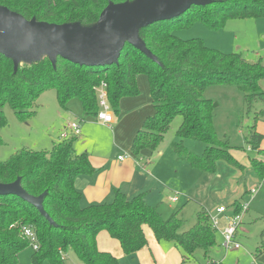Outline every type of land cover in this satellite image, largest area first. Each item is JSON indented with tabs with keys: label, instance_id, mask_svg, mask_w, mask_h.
I'll return each mask as SVG.
<instances>
[{
	"label": "trees",
	"instance_id": "trees-1",
	"mask_svg": "<svg viewBox=\"0 0 264 264\" xmlns=\"http://www.w3.org/2000/svg\"><path fill=\"white\" fill-rule=\"evenodd\" d=\"M124 1L132 0H0V5L28 20L88 27L95 25L109 2ZM185 13H191V19H201L218 28L232 16H264V0H209L206 4L191 5ZM184 14L139 29V36L154 59L129 43L124 44L116 64L96 67L79 65L60 56L52 63L43 56L14 68L12 59L0 53V127L5 123L4 105L20 117L28 116L39 95L49 88L55 90L63 109H67L71 98H77L82 112L95 117L98 110L95 89L102 81L106 83L110 106L117 113L122 97L139 93L136 76L145 74L153 113L143 120L133 137L130 147L133 153L158 148L173 118L181 115L177 140L172 143L177 157L208 173L216 172L217 161L221 159L242 168L227 142L217 138L212 101L204 98L203 92L210 85L231 84L244 93L248 103L264 102V91L257 87L258 81L264 79V66L250 63L236 53L208 48L198 38L184 40L175 36L172 28L182 22ZM76 137V133H71L59 139L50 150L22 148L0 161V182L20 178L21 186L30 195L44 192L42 206L48 215L16 195H0V264H19V252L29 246L21 233L22 226H31L37 237L38 248L31 255L32 264L43 261L67 264L69 252L76 255L80 264H120L114 254L97 247V234L105 230L119 242L125 254L132 255L147 244L143 226L152 230L157 242L179 251L180 264L193 258L198 248L205 258L209 257L210 248L216 243V230L204 209L197 212L195 225L185 229L179 211L164 218L156 205L145 201L144 193L127 198L122 189L114 188L109 201L83 206L74 181L96 169L87 152L75 151ZM187 138L203 141L204 152L195 155L187 151L184 145ZM263 140L264 135L251 126L246 138L248 159L259 179L264 178ZM240 202L232 204L230 213L239 212Z\"/></svg>",
	"mask_w": 264,
	"mask_h": 264
},
{
	"label": "rangeland",
	"instance_id": "rangeland-1",
	"mask_svg": "<svg viewBox=\"0 0 264 264\" xmlns=\"http://www.w3.org/2000/svg\"><path fill=\"white\" fill-rule=\"evenodd\" d=\"M191 15L185 13L182 22L172 28L175 36L184 40L198 38L208 48L224 53H236L250 63L259 62L264 66V16H232L225 19L221 27L213 28L201 19H191ZM189 18L191 20L186 23ZM43 56L39 55V58ZM136 84L146 87L147 76L138 74ZM257 85L264 91V79H260ZM203 97L212 101L213 126L217 138L227 142L230 153L243 167L236 168L221 159L219 169L208 173L195 167L187 159L177 157L172 150V143L177 140L176 130L182 116L176 115L158 148L154 149L152 157L162 151V178L168 185L163 194H171V189L180 199L176 205H171V208L166 198L160 199L162 204L158 211L164 218L179 211V216L184 220L183 228L190 229L196 223L197 212L201 208L200 202L202 204L203 200L207 204L210 203L212 208L219 203L231 207L235 199L247 201L248 210L242 214L241 223L235 233V241L241 245L239 249L226 250L221 245V233L216 230V243L210 248L209 257L205 258L203 250L198 248L194 257L183 264H264V178L259 179L252 170L248 162L250 152L246 143L249 128L253 125L256 131L264 135V102L252 100L248 103L244 93L231 84L210 85L204 90ZM66 107L67 109L61 107L53 88L45 89L39 95L32 108L33 112L28 116L24 113L25 116L20 117L12 108L4 105L2 111L5 123L0 127V161L9 159L15 151L22 148L34 151L50 150L55 142L62 139V133L70 123L78 125L75 131L77 137L73 142L77 153H121L114 147L117 142L115 140L114 143L110 128L102 126L93 115H85L77 98H71ZM111 109L113 117L118 118L121 108L118 107L117 113ZM122 116L123 127L120 133L127 137L129 126L134 123L135 118L131 112H125ZM184 145L187 151L195 155H201L206 147L203 141L194 138L185 139ZM226 170L228 175L224 178ZM217 175L221 176V179L223 177L224 181L216 182ZM248 188H254L256 192L243 195L244 189ZM160 245L169 247L164 242ZM120 252L121 255L117 256L120 264H140L137 259L134 261L135 255L125 254L121 246ZM32 253L30 246L22 249L18 254L19 264H32ZM79 262L75 254H67V264ZM41 264L50 263L43 261Z\"/></svg>",
	"mask_w": 264,
	"mask_h": 264
},
{
	"label": "water",
	"instance_id": "water-1",
	"mask_svg": "<svg viewBox=\"0 0 264 264\" xmlns=\"http://www.w3.org/2000/svg\"><path fill=\"white\" fill-rule=\"evenodd\" d=\"M209 0H132L109 2L93 26L79 23L56 24L25 19L0 5V53L13 61L14 68L25 60L38 61L46 55L52 63L57 56L79 65L91 67L116 64L125 43L146 56H155L139 36L143 26L178 17L193 4ZM44 192L38 196L27 193L20 178L10 183L0 182V195H16L31 203L48 217L42 206ZM51 221V219H49Z\"/></svg>",
	"mask_w": 264,
	"mask_h": 264
},
{
	"label": "crops",
	"instance_id": "crops-1",
	"mask_svg": "<svg viewBox=\"0 0 264 264\" xmlns=\"http://www.w3.org/2000/svg\"><path fill=\"white\" fill-rule=\"evenodd\" d=\"M138 89L139 93L137 95L125 96L119 100L121 113L118 118L113 117L112 125L100 123L102 126L110 128L114 143L115 140L117 142L114 147L116 150L121 151V153L115 154L111 151L112 154H92L86 151L89 154V161L92 167L96 170L89 174H81L74 181L75 188L81 192V204L83 206L109 201L112 198L114 188L122 189L127 198L144 193L145 201L150 205L155 204L157 208L162 204L160 199L165 200L166 198L170 208L171 205H176L179 202L180 197L174 195L176 194L173 192L174 190L170 189L171 194H163L164 188H167L168 185L162 178V174L164 173L163 165H161L164 158V155H161L162 151H158V155L152 157L154 149L144 148L138 154L130 150L133 137L141 127L143 120L153 113L148 85L146 87L138 85ZM125 112H131L135 118L134 123L129 126L127 137L120 133L123 127L122 115ZM169 161L173 162L171 159ZM219 163L220 161H217V169H219ZM227 175L228 171L226 170L224 178ZM220 177L217 175L216 182L220 180L224 181V178L222 177L221 179ZM250 189H244V191H249ZM244 191L243 195L248 193H244ZM174 197L176 198L175 200H173ZM240 201L242 200L235 199L232 204ZM200 205L199 211L204 209L209 215L216 214L215 209L222 205L226 207L228 214L233 211L232 207H228L223 203L216 204L217 206L212 208L210 203L207 204L203 200L202 204L200 202ZM218 216H220V221L223 225L225 219L222 217V214ZM143 230L147 244L132 254L136 257H133L134 261L137 259L140 264H180L181 256L175 247L169 245V247H162L155 239L151 229L143 226ZM96 243L100 250L109 251L115 254L116 257L121 255L119 242L115 238L110 237L105 230L97 234Z\"/></svg>",
	"mask_w": 264,
	"mask_h": 264
},
{
	"label": "built area",
	"instance_id": "built-area-1",
	"mask_svg": "<svg viewBox=\"0 0 264 264\" xmlns=\"http://www.w3.org/2000/svg\"><path fill=\"white\" fill-rule=\"evenodd\" d=\"M96 94H97V105L98 110L96 112V115L94 119L104 125H110L113 121V111L111 109L109 100H108V94L106 90V83L102 81L97 87H96ZM78 125L76 123H70L66 126V130L61 135V138H66L71 133H75L77 130ZM69 129V131H68ZM121 158V156H119ZM249 194H254L256 190L254 188H251ZM176 198L174 197L173 200ZM239 212L237 213H227V209L225 206H218L215 209L216 214L209 215V221L211 226L215 230H219L222 236V246L227 249H239L241 245L235 241V233L237 231V227L241 223L242 214L248 210V202L247 201H241L239 203ZM222 214V217L225 219L224 224H221L220 221V215ZM12 226V225H11ZM21 233L22 235L28 240V244L30 247H32L33 250H36L38 248V241L37 237L32 229L31 226H22L21 227Z\"/></svg>",
	"mask_w": 264,
	"mask_h": 264
}]
</instances>
